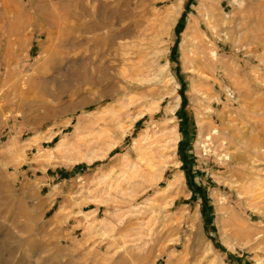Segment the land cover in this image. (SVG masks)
Returning <instances> with one entry per match:
<instances>
[{"label": "rangeland", "instance_id": "obj_1", "mask_svg": "<svg viewBox=\"0 0 264 264\" xmlns=\"http://www.w3.org/2000/svg\"><path fill=\"white\" fill-rule=\"evenodd\" d=\"M0 264H264V0H0Z\"/></svg>", "mask_w": 264, "mask_h": 264}, {"label": "bare ground", "instance_id": "obj_2", "mask_svg": "<svg viewBox=\"0 0 264 264\" xmlns=\"http://www.w3.org/2000/svg\"><path fill=\"white\" fill-rule=\"evenodd\" d=\"M109 41H110V40H109ZM152 181H153V180H152ZM152 181H151V182H152ZM147 182H150V181L148 180Z\"/></svg>", "mask_w": 264, "mask_h": 264}]
</instances>
